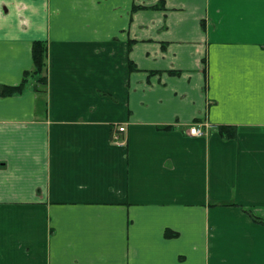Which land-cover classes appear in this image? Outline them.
<instances>
[{"label": "crops", "instance_id": "crops-1", "mask_svg": "<svg viewBox=\"0 0 264 264\" xmlns=\"http://www.w3.org/2000/svg\"><path fill=\"white\" fill-rule=\"evenodd\" d=\"M35 40L46 93L0 94V264H264V0H0V85Z\"/></svg>", "mask_w": 264, "mask_h": 264}, {"label": "trees", "instance_id": "trees-1", "mask_svg": "<svg viewBox=\"0 0 264 264\" xmlns=\"http://www.w3.org/2000/svg\"><path fill=\"white\" fill-rule=\"evenodd\" d=\"M32 56L33 68L24 72L22 81L18 85H0V94L2 96H10L23 93L30 86H33L36 92L46 93L48 43L44 40H35L32 44ZM130 67L132 69H136L134 63H131ZM170 128L171 126L162 127V129ZM218 131L223 138L233 139L238 133V128L233 125H220L218 127ZM243 210L253 216L255 221L264 224L263 218L253 215L248 209L243 208Z\"/></svg>", "mask_w": 264, "mask_h": 264}, {"label": "built area", "instance_id": "built-area-1", "mask_svg": "<svg viewBox=\"0 0 264 264\" xmlns=\"http://www.w3.org/2000/svg\"><path fill=\"white\" fill-rule=\"evenodd\" d=\"M125 129H126L125 126H121V127H119L118 130L120 132H123V131H125ZM189 133L192 136H203V135H205L206 130L203 129V127L201 125L193 124L189 128Z\"/></svg>", "mask_w": 264, "mask_h": 264}]
</instances>
